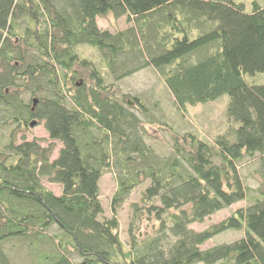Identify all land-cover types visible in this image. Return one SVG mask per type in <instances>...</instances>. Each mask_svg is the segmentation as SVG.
<instances>
[{"label": "trees", "instance_id": "16d2710c", "mask_svg": "<svg viewBox=\"0 0 264 264\" xmlns=\"http://www.w3.org/2000/svg\"><path fill=\"white\" fill-rule=\"evenodd\" d=\"M109 14L130 27L102 31L98 18ZM81 45L100 50L103 69L78 55ZM148 67L183 112L228 95L227 130L211 144L163 123L171 153L157 155L146 138L147 125L159 122L138 98L143 117L134 113L130 96L120 97L113 83ZM79 68L90 84L78 81ZM261 75L258 3L247 14L235 0H69L60 8L56 0H0V132L9 129L0 149V264H13L8 245L26 249L27 264H78L74 255L82 264H264ZM28 95L38 97L34 109ZM33 121L49 138L19 143ZM57 143L63 147L52 160ZM248 160L260 177L255 198L239 171ZM115 171L106 217L100 182ZM147 182L130 205L126 245L118 213ZM243 201L250 203L226 220L192 228ZM231 231L244 237L202 249Z\"/></svg>", "mask_w": 264, "mask_h": 264}, {"label": "rangeland", "instance_id": "374dc122", "mask_svg": "<svg viewBox=\"0 0 264 264\" xmlns=\"http://www.w3.org/2000/svg\"><path fill=\"white\" fill-rule=\"evenodd\" d=\"M56 2L59 8L65 5L68 7L69 0H56ZM235 2L243 3L247 14L252 12L254 3L264 6V0H235ZM98 26L102 31H108L112 34H116L119 31H125L130 27L126 21V17L116 19L111 14L106 17L98 18ZM77 53L81 58H86L89 61H92L98 68L103 69L102 66L104 63L101 62V55L99 54L100 50L98 48L81 45L77 48ZM79 75L78 81H86L88 84L91 83L86 70L79 68ZM261 76L263 80L261 83L264 85V75ZM112 80L113 78L110 79V82ZM113 83H116L120 88V97H122V95L130 96L128 99L132 102L131 107H133V109L131 110L134 113L143 117L135 108L134 98H138L142 104L149 108L152 118L159 122V125H147L150 131L146 138V142L157 155L162 157L169 156L172 146L170 134L168 131H164L160 128L165 127L163 123H167L172 126L179 133L192 132L211 144L217 136L224 133L228 128L229 120L226 112L229 103L228 95L222 96L211 103L189 106L186 112H183L175 107L173 94L166 86L162 75L152 67L145 68L122 81ZM28 98L31 99L32 97L30 98V95H28ZM37 98L38 97L34 96L32 100ZM234 125L236 126L237 124L234 123ZM8 134L9 129H4L0 132V149L4 144L8 143ZM23 137L28 141H32L33 139L47 140L49 135L44 127V124L41 123L36 124L34 127H30V130L25 133H20L18 136L19 143L22 141ZM43 145L46 146L47 144ZM62 147L63 145L61 143H57L52 160L58 157L59 151ZM255 167L256 163L250 160L243 161L239 164L240 174L245 185L250 188L249 197L251 198L257 197L258 193L256 191L260 184V177L257 173H255ZM43 184L56 194L60 195L62 192L60 185L51 184L47 179H43ZM147 186H149V182L135 190L127 198L125 204L118 213L120 221V235L122 241L126 245L129 243L128 229L129 217L131 214L130 205L135 202H140L142 193ZM116 189L117 176L115 171L113 173L106 174L100 182L101 200L106 217H110L112 215L111 203ZM249 203V201L237 203L216 213L212 217L205 220L202 224L192 225V228L196 231H204L212 225L226 220L238 209L247 207ZM242 237H244L243 232H227L208 241L202 246V249H208L219 244L230 243L239 240ZM5 248L13 264H27L23 257V255H26V249L21 251L20 247H12L10 245ZM74 261L78 264H82L84 262V260H82V258L78 255H74Z\"/></svg>", "mask_w": 264, "mask_h": 264}, {"label": "water", "instance_id": "95a60500", "mask_svg": "<svg viewBox=\"0 0 264 264\" xmlns=\"http://www.w3.org/2000/svg\"><path fill=\"white\" fill-rule=\"evenodd\" d=\"M37 102H38V99H34L33 100L34 107L36 106ZM34 107H33V109H34ZM36 124H37V121H33V122L30 123V126L34 127Z\"/></svg>", "mask_w": 264, "mask_h": 264}, {"label": "flooded vegetation", "instance_id": "af4514ba", "mask_svg": "<svg viewBox=\"0 0 264 264\" xmlns=\"http://www.w3.org/2000/svg\"><path fill=\"white\" fill-rule=\"evenodd\" d=\"M35 108V107H34Z\"/></svg>", "mask_w": 264, "mask_h": 264}]
</instances>
